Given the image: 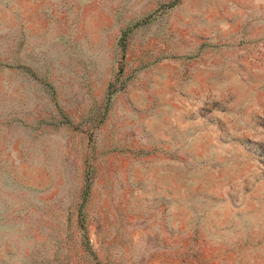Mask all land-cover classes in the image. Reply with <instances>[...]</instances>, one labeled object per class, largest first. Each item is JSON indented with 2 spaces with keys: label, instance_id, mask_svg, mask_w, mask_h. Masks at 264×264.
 Returning <instances> with one entry per match:
<instances>
[{
  "label": "rangeland",
  "instance_id": "374dc122",
  "mask_svg": "<svg viewBox=\"0 0 264 264\" xmlns=\"http://www.w3.org/2000/svg\"><path fill=\"white\" fill-rule=\"evenodd\" d=\"M0 264H264V0H0Z\"/></svg>",
  "mask_w": 264,
  "mask_h": 264
}]
</instances>
